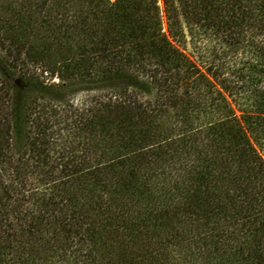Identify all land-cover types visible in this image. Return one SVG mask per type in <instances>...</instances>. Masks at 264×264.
<instances>
[{
    "label": "trees",
    "instance_id": "obj_1",
    "mask_svg": "<svg viewBox=\"0 0 264 264\" xmlns=\"http://www.w3.org/2000/svg\"><path fill=\"white\" fill-rule=\"evenodd\" d=\"M163 3L0 0V264H264V0Z\"/></svg>",
    "mask_w": 264,
    "mask_h": 264
},
{
    "label": "rangeland",
    "instance_id": "obj_2",
    "mask_svg": "<svg viewBox=\"0 0 264 264\" xmlns=\"http://www.w3.org/2000/svg\"><path fill=\"white\" fill-rule=\"evenodd\" d=\"M159 6H160V10H161V14L163 16V25H164V30H166V18L164 16V3H163V0H159ZM1 52V50H0ZM2 53V52H1ZM55 80L56 83H59V79H53ZM46 82H49L51 83L52 80H49V79H46ZM95 91L91 92V93H86L85 91H81V92H78L74 95H72L71 99L73 102L75 103H81L84 99H89L92 97V95H94Z\"/></svg>",
    "mask_w": 264,
    "mask_h": 264
}]
</instances>
